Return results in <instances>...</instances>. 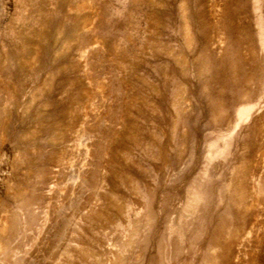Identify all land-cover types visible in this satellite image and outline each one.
<instances>
[{"label":"rangeland","instance_id":"obj_1","mask_svg":"<svg viewBox=\"0 0 264 264\" xmlns=\"http://www.w3.org/2000/svg\"><path fill=\"white\" fill-rule=\"evenodd\" d=\"M0 264H264V0H0Z\"/></svg>","mask_w":264,"mask_h":264}]
</instances>
